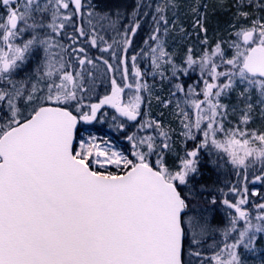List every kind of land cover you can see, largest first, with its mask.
<instances>
[{"label":"snow or ice","instance_id":"6c2138e0","mask_svg":"<svg viewBox=\"0 0 264 264\" xmlns=\"http://www.w3.org/2000/svg\"><path fill=\"white\" fill-rule=\"evenodd\" d=\"M208 8L138 3L124 23L99 0H0V264H264V0H236L211 42ZM173 124L194 146L170 166ZM205 166L235 179L209 190Z\"/></svg>","mask_w":264,"mask_h":264},{"label":"rangeland","instance_id":"374dc122","mask_svg":"<svg viewBox=\"0 0 264 264\" xmlns=\"http://www.w3.org/2000/svg\"><path fill=\"white\" fill-rule=\"evenodd\" d=\"M104 2L107 1L106 5L107 7H110L111 10H117L119 9V11L121 10H125V3L123 1H115L114 0H102ZM133 2H137V4H152L155 5L156 3L159 2V0H134ZM182 2L187 5L188 3L191 2V0H182ZM206 2L209 5L208 8V28H209V32H208V38L209 41H214L217 38L221 37V36H227V33L225 32V29L228 25V21L232 19V14L234 12V5L236 0H206ZM224 3L225 5H227L226 7H213L214 4L217 3ZM136 10V7L135 9ZM144 10H148V9H144ZM124 11L122 13V17L124 16ZM213 15V16H212ZM217 15V17L215 16ZM125 19V18H124ZM145 21L150 23V18H145ZM181 21L184 23V27L188 28L190 30V20L186 19L185 16L183 15V11H182V15H181ZM193 39H195V37L193 36ZM177 51H178V55H182L183 49L180 48L179 46L177 47ZM197 78V73H193L191 75V78H184L186 83H192L195 79ZM151 83V80L149 81ZM167 86L165 85L163 90L160 89V85L159 83H157V93L160 94L162 97H166L167 96ZM255 100V97L253 98ZM231 103L233 105H236L237 107H242V105H240L239 100L237 98L236 94H233L231 97ZM161 111L164 112L165 118L168 117V110L167 109H161L160 107H158L155 99H153L152 101V113L153 115H158ZM238 117V113L236 117H231V119L233 120V123H235L236 118ZM174 128L177 129V133L173 135V145H172V151L166 154V159L167 162L170 166H174L175 164L178 163V157L179 156H183L185 153L184 148L186 147V143L184 141V139L178 134L179 133V128L176 124L172 125ZM250 128L253 129H264V119H261L260 117V113L257 110L256 112H254V122L252 124H250L249 126ZM89 129V131H91L94 135L99 136V137H103V138H110L113 140L115 147L118 150H128L130 151V148L128 146L127 142L122 143L121 141L116 140L114 137V135L111 133V128L109 127L108 124L103 125L101 123H95L93 125H90L89 127H87ZM101 129V130H99ZM86 135V134H85ZM256 190V189H255ZM257 260L258 257H250L249 258V264H257Z\"/></svg>","mask_w":264,"mask_h":264},{"label":"trees","instance_id":"16d2710c","mask_svg":"<svg viewBox=\"0 0 264 264\" xmlns=\"http://www.w3.org/2000/svg\"><path fill=\"white\" fill-rule=\"evenodd\" d=\"M213 16V15H212ZM217 17V15H215ZM194 144L192 141H187L186 147L184 150H191L193 148ZM202 160L207 163L208 155L207 153H203ZM202 177L200 179V183L202 185H206L209 190H212L216 188L217 186L222 187L224 183L229 182L230 180H234L235 176L232 173V170L230 166L227 167H221L219 170L216 171H210L208 166H205L202 168ZM250 190L256 189L260 196L253 197V201L260 200L261 198H264V186L262 185H249ZM206 198L210 199V197L205 193V196L197 197L196 203L200 208L206 207ZM208 215L210 222L215 226L217 220L224 219L225 218V210L223 207L217 206L216 212H209L206 213ZM216 219H213V218ZM211 243V240L209 241Z\"/></svg>","mask_w":264,"mask_h":264},{"label":"flooded vegetation","instance_id":"af4514ba","mask_svg":"<svg viewBox=\"0 0 264 264\" xmlns=\"http://www.w3.org/2000/svg\"><path fill=\"white\" fill-rule=\"evenodd\" d=\"M115 1H118V0H114V2ZM120 1H123L125 3V5H124L125 6V10H121L120 12L123 13V11H124L125 14H124V16L122 18H123V22L127 23V20L131 16V13L134 11V9H135V7L137 5V2H133L134 0H120ZM99 3L101 4L102 7L110 9V7H107V5H106L107 1L104 2L102 0H99ZM149 24L150 23L146 22L145 20L142 21L141 32L138 33V35H137V40H136L137 44H139L141 42V38L142 37H145L147 35V32L149 31ZM107 111L111 112V109H107ZM101 124L106 125L108 123H101ZM89 126L90 125L84 126V127H89ZM99 130H101V129H99ZM111 133L114 135V137H112V138H115L116 140L121 141L122 143L127 142L123 138H117L119 134L115 133L113 130H111ZM82 134L85 135L86 133L82 132Z\"/></svg>","mask_w":264,"mask_h":264}]
</instances>
